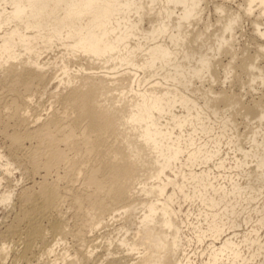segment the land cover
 <instances>
[{"label":"bare ground","instance_id":"6f19581e","mask_svg":"<svg viewBox=\"0 0 264 264\" xmlns=\"http://www.w3.org/2000/svg\"><path fill=\"white\" fill-rule=\"evenodd\" d=\"M260 86L264 0H0V264H264Z\"/></svg>","mask_w":264,"mask_h":264},{"label":"rangeland","instance_id":"374dc122","mask_svg":"<svg viewBox=\"0 0 264 264\" xmlns=\"http://www.w3.org/2000/svg\"><path fill=\"white\" fill-rule=\"evenodd\" d=\"M212 14L214 15L213 12H212ZM244 26H245V27H244V28H245V29H244V30H245V33L248 34L249 31H250V23H249V22H245ZM241 38H242V39H240V41H241V40H242V41H241L240 43H241V44L246 43V42H245V41H246V36L241 37ZM244 38H245V39H244ZM251 50H252V48H251ZM223 60H224V62L226 61L225 58H223ZM225 85H226V87H229L230 84L227 82V83L224 84V86H225ZM260 87H261V86H260ZM233 89L236 90V89H238V87L235 86ZM263 89H264V87H261V90H259V91L261 92ZM259 91H258V92H259ZM258 92H257V90H253L252 92L246 94V96H245L244 99H245V100L247 99V101H249V100H251L253 97H258V96L260 95V92H259V93H258ZM111 93H112V94H115V93H113V91L110 92L109 94H111ZM252 96H253V97H252ZM115 97H116V95H115ZM116 100H117L116 98H112V99H111V102H116ZM238 122L241 123V124L239 125L240 130H241V131H244V129H245V126H244V120L240 117V118H238ZM1 140H2V137L0 136V144L2 143ZM145 174H146V173H145ZM261 202H262V201H261ZM186 208H187V207H186ZM4 212H5V210H4L2 207H0V221H1V222H0V225H1L2 222H3V220H2L3 218H2V217L5 216V213H4Z\"/></svg>","mask_w":264,"mask_h":264}]
</instances>
